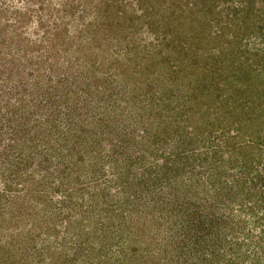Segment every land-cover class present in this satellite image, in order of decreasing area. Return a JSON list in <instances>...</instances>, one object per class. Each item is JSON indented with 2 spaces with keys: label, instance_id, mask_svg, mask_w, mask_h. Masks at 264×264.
<instances>
[{
  "label": "rangeland",
  "instance_id": "rangeland-1",
  "mask_svg": "<svg viewBox=\"0 0 264 264\" xmlns=\"http://www.w3.org/2000/svg\"><path fill=\"white\" fill-rule=\"evenodd\" d=\"M0 264H264V0H0Z\"/></svg>",
  "mask_w": 264,
  "mask_h": 264
}]
</instances>
